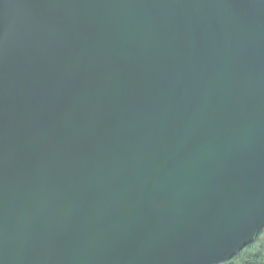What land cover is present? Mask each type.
Masks as SVG:
<instances>
[{
    "label": "water",
    "instance_id": "95a60500",
    "mask_svg": "<svg viewBox=\"0 0 264 264\" xmlns=\"http://www.w3.org/2000/svg\"><path fill=\"white\" fill-rule=\"evenodd\" d=\"M264 228V0H0V264H226Z\"/></svg>",
    "mask_w": 264,
    "mask_h": 264
},
{
    "label": "trees",
    "instance_id": "16d2710c",
    "mask_svg": "<svg viewBox=\"0 0 264 264\" xmlns=\"http://www.w3.org/2000/svg\"><path fill=\"white\" fill-rule=\"evenodd\" d=\"M226 264H264V228L252 245L244 248Z\"/></svg>",
    "mask_w": 264,
    "mask_h": 264
}]
</instances>
